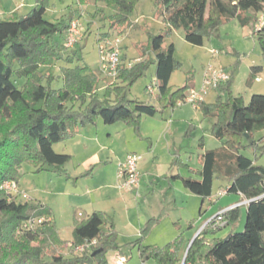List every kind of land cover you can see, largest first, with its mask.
<instances>
[{
	"label": "trees",
	"instance_id": "obj_1",
	"mask_svg": "<svg viewBox=\"0 0 264 264\" xmlns=\"http://www.w3.org/2000/svg\"><path fill=\"white\" fill-rule=\"evenodd\" d=\"M139 1L93 0L114 10L101 40L113 36L112 32L120 35L123 29L133 25L131 15ZM154 1L162 8L165 30L149 33L142 56L131 66L132 61L126 59L122 50L117 79L106 83L102 94L98 91L103 73L88 65L61 67L63 85H53L56 77L51 66L54 61L64 60L68 50L55 36H65L72 15L51 22L45 17L51 0H35L27 14L15 13L0 20V264H110L108 253L120 250L121 246L118 231L104 212L94 211L86 219L76 220L74 241L68 242L60 237L49 206L19 201L6 194L2 184L6 180L18 181L25 162L42 163L53 169L65 167L72 155L57 152L54 144L74 138L81 127L97 124L100 118L106 124L122 121L141 135L143 115L155 116L175 108L192 87L189 83L176 89L170 86L173 73L181 65L175 57L174 43L166 44L170 32L182 28L188 42L203 45L206 36L216 34L221 25L233 19L254 29L264 9V0ZM253 34L257 35L264 56V27ZM75 55L74 51L66 62H74ZM152 63L156 65L159 106L128 95ZM42 66H48V70L43 72ZM252 69L254 77L258 67ZM233 79L231 72L230 80L219 87L217 99L201 103L203 116L214 120L211 134L222 145L204 150L202 137L198 144L203 150L202 167L191 168L200 179L189 177L184 183L205 200L212 196L217 179L226 180L227 192L241 194L249 200L243 204L244 230L237 231L244 209L239 205L226 212V227H230V232L225 237L212 236L218 230L206 227L188 251L184 250V232L164 246L143 245L144 237L160 220V217L152 218L134 242L140 246L144 262L154 259L157 264H182L185 257L183 264H264V165L241 153L246 143L264 151V145L259 146L260 140L256 139L258 132H264V94L254 93L247 102L243 96L233 94ZM261 141L264 142V136ZM180 163L178 157L173 160L174 165ZM93 170L94 165L86 173ZM39 218L43 221L35 228H25V223ZM89 244L90 248L75 252L76 247Z\"/></svg>",
	"mask_w": 264,
	"mask_h": 264
},
{
	"label": "rangeland",
	"instance_id": "obj_2",
	"mask_svg": "<svg viewBox=\"0 0 264 264\" xmlns=\"http://www.w3.org/2000/svg\"><path fill=\"white\" fill-rule=\"evenodd\" d=\"M86 1V4H82L80 0H51L45 14L46 19L51 22H57L63 18L69 19L70 15L74 18L79 17L83 33L81 41L72 49L65 51L64 60H57L52 64L51 69L56 77L53 83L54 87L63 85V80L60 76L61 67L88 65L95 71L100 70L99 42L101 41L102 33L109 28V16L114 10L103 2L95 4L93 0ZM34 4L35 0H0V20L8 19L15 13L23 16L32 9ZM131 21L133 25L123 29V33L119 36L122 39L123 50L125 49L124 51L127 55L126 59L134 62L142 56V47L145 46L146 48L149 33L158 34L164 31L166 24L162 8L154 0H140L137 2L131 15ZM112 33L114 36L117 35L116 32ZM55 39L64 44L65 36L64 39L63 37L55 36ZM170 43H174L175 57L181 63L171 77L170 86L172 89L182 87L186 83L199 88L202 84L204 69L209 64H213L218 67H225L233 73L232 92L234 95L243 96L249 102L254 93L264 94V56L257 35L253 34L252 26L244 27L237 19H233L221 25L216 34L206 36L203 45H195L188 42L185 39L184 30L176 28L170 32L166 40V44ZM213 50H218L219 52L215 57L213 56ZM74 51L76 53L74 62L67 63V58L73 56ZM254 66H263L259 73L255 74L256 77L263 80L254 84L255 89L260 92H253L251 88V83L255 80V75L253 77L252 71ZM41 69L45 72L48 70V66H42ZM102 77L103 81L98 91L100 94L104 92L106 83H113L117 79L108 78L103 74ZM155 77L156 65L152 63L146 69L145 74L133 84L128 92L129 97L159 106V100L147 92V86ZM21 81L24 82V80ZM217 92L219 91H212L206 96L205 101H215L218 97L216 96ZM222 97L226 98L224 95ZM75 106L77 108L79 104L76 103ZM143 119L145 131L151 137H139L132 128L125 125L122 121L106 124L103 119H99L98 125L93 124L89 127L96 134V140L83 142V144H88L87 147L79 143V138L75 140L71 138L55 143L54 149L59 153L71 155L75 153V158L73 159L72 156L73 160L71 159L65 166L71 172L75 169V166L79 167L80 170H85L99 163L98 158L94 159L95 155L102 157L104 160L109 158L113 163L110 169L112 170L113 168L114 170V168L118 167V170H120V165L126 160L127 155L136 153L142 155L144 160L149 159V157L153 158L154 164L161 172L159 175H163L168 170H171V174L177 170L175 167L171 169L172 158L176 153H179L184 162L188 163L190 167L195 170L200 169L202 166V151L197 146L202 140V136L204 137L203 141L207 150L218 149L222 145L221 141L211 134L212 125L209 123L210 120L200 121V112L197 108H193L191 104H184L174 110L168 108L163 114L159 113L155 116L143 115ZM211 120L213 121L212 118ZM191 123L194 124V128L192 127L189 130ZM97 130L98 134L96 133ZM263 136L264 132L256 134V139L260 140L258 141L259 146L264 145V142L261 141ZM148 150L151 152H148ZM241 153L252 158L257 164L264 165L263 150H256L246 143L241 149ZM65 167L53 169L42 163L25 162L20 169L21 175L17 182H19L21 190L29 194L28 203L30 205L45 204L49 207L53 205L52 207H54V212H56L58 218L56 225L58 231L60 229V237L68 242H73L74 228L71 229L69 227V219L74 217V205L79 200V196L74 194L76 178L68 179L67 174L62 171L65 170ZM164 177L165 175L160 180H164ZM146 179L148 178L146 177ZM224 182L226 183V180L217 179L215 181V190ZM121 183L122 180L120 179L119 184ZM14 196L19 201L23 200L19 195ZM245 201H242V203H245ZM205 206H208V202H205ZM243 206V218L237 231H243L245 227L246 209L245 205ZM176 211L173 210L171 215L180 214ZM187 214H191V209H188ZM84 217L83 219L87 218V216ZM226 219L228 220L227 215ZM207 222L208 220L204 223ZM171 226L172 222L166 219L161 227L157 231L150 233L149 236L156 239L157 234L161 232L163 234L164 232V235L158 236V238L162 237L158 240L162 245L175 237L171 236L169 238L166 233V231H173ZM210 227H208V230H212ZM224 227L226 225L215 230H220ZM226 228L225 236L229 233ZM208 242H210L209 238L207 239ZM125 252L127 256L130 255L129 249ZM65 253L69 254L68 248L65 249ZM136 253H138L137 250ZM148 261H150V264H157L154 259H149Z\"/></svg>",
	"mask_w": 264,
	"mask_h": 264
},
{
	"label": "crops",
	"instance_id": "obj_3",
	"mask_svg": "<svg viewBox=\"0 0 264 264\" xmlns=\"http://www.w3.org/2000/svg\"><path fill=\"white\" fill-rule=\"evenodd\" d=\"M124 55L125 57L127 56L125 51ZM256 67H258L256 73L257 75L263 66ZM256 75L255 80L251 83V88L253 89V92H260L258 89H255L254 84L260 83L263 80H257L259 77H256ZM218 95L219 92H217L216 96ZM176 107H179V105ZM175 108L171 109L174 110ZM198 111L200 112V121L204 122L209 119V123L211 125L213 124L214 120L212 121L211 118H205L199 108ZM124 124L127 125L126 123ZM96 125H98V122ZM127 126L132 128L129 125ZM89 127L90 125L82 127L76 137L72 140L79 138V143L87 147L88 144H83V142L96 140V134L90 130L91 128ZM192 127L194 128V124L191 123L189 129ZM96 133L98 134V130ZM138 136L141 138L149 136L145 131L143 118L141 135ZM149 150L148 152H151ZM204 150L207 149L204 147ZM201 151L203 153V150ZM72 156L74 159L75 153H73ZM176 157L180 158V165L173 164V160ZM94 159H97L100 162L94 165V170L90 174L86 173L89 171V168L80 170V168L76 166L72 172L69 171L67 167H65V170H62L67 174L66 176L68 179L76 178L74 194H78L79 196V200L74 205V217L69 219V227L73 229L76 220H82L84 216L88 217L94 211L104 212L110 221V225L118 231V242L121 246L120 250L108 253V261L110 264H115V258L117 255H121L126 258L124 264H150V261L144 262L141 259L140 246L134 242L141 237L142 228L152 218L160 217V220L153 225L149 234L157 231V229L161 227L162 223L166 219H169L172 222L171 228L173 231H166V233L169 238H171V236L175 237L161 245L158 240L162 237L158 238V236L164 235V232L163 234L162 232L157 234L156 239H153L148 234L141 242L143 245L164 246L173 241L180 233L184 232L186 236L185 250L188 249L192 239H194L197 233L206 224L204 223L205 221L209 220L217 212L227 209L233 205H239L242 201L246 200L241 194L236 193L227 192L224 195H220V191L229 187L227 182L221 183L222 185H219L217 190L213 188L212 196L206 198L205 200L202 196L191 192L186 188L184 179L189 177L200 179V177L191 172L192 167H190L188 163L184 162L179 153H176L173 156L171 166V169L175 167L177 170H175L172 174L171 170L164 173V180H160V178L163 179V175H159L161 172L154 164V159L149 157V159L144 160L142 157L139 162V172L141 176L140 184L137 189L132 191L124 189L121 184H119L120 178L118 167L114 168V170L112 168L113 171L110 169L113 165L112 160L110 161L109 158L104 160L98 155H95ZM146 177L148 179H146ZM205 202H208V206H205ZM52 206H50V208L54 212L55 209ZM188 209H191V214L189 215L187 214ZM173 210H177L180 214L174 216L171 215ZM54 214V220L57 223V214L56 212H54ZM225 228L226 227L218 230L212 236L224 237L226 234ZM226 229L230 232V227H227ZM60 233L59 229V234ZM125 249H129V256L126 255ZM136 250L138 253H136Z\"/></svg>",
	"mask_w": 264,
	"mask_h": 264
},
{
	"label": "built area",
	"instance_id": "obj_4",
	"mask_svg": "<svg viewBox=\"0 0 264 264\" xmlns=\"http://www.w3.org/2000/svg\"><path fill=\"white\" fill-rule=\"evenodd\" d=\"M264 27V9L259 13L258 20L254 26L253 32H259ZM82 27L79 17L73 18L69 24V28L65 33L64 46L66 49H71L75 47L82 39ZM122 39L119 35H113L107 37L99 42V52H100V61L99 67L100 71L104 76L115 79L119 74V67L122 60ZM218 50H213V56L218 55ZM133 63V62H132ZM129 64V66L132 65ZM202 84L199 88L195 86L190 87L184 97L180 99L177 105L182 106L184 104H191L194 108H200L201 103L205 102L206 96L212 91H217L219 87L227 83L231 78V72L225 67H218L213 64H209L203 73ZM260 80V78H257ZM159 91L158 79L157 77L153 78L151 83L147 86V92L152 96L156 97ZM142 159V155L136 153H130L127 155L126 160L121 163L119 170V178L122 180L121 186L129 191L137 189L140 184V172H139V162ZM1 188L9 196H21L23 201H28L30 199L29 194L21 190L19 182L15 180H6L2 184ZM227 193V190L224 189L220 191V195ZM249 200L246 199L245 203L247 204ZM239 205H233L227 209L221 210L216 216H212L208 222L201 228L198 235L203 231L204 228H210L213 230L227 225L228 220L226 219L225 213ZM43 221V218L32 219L25 223V228H35L38 224ZM95 241H93L94 243ZM90 248L89 245H81L75 248L76 253L82 252L84 249ZM126 258L121 255H117L115 258V264H124Z\"/></svg>",
	"mask_w": 264,
	"mask_h": 264
},
{
	"label": "water",
	"instance_id": "obj_5",
	"mask_svg": "<svg viewBox=\"0 0 264 264\" xmlns=\"http://www.w3.org/2000/svg\"><path fill=\"white\" fill-rule=\"evenodd\" d=\"M199 233V232H198ZM198 233H197V235L194 237V239H192V241H191V243H190V245H189V247H188V249H187V251L189 250V248L191 247V245H192V243L195 241V239L197 238V236H198ZM185 259V258H184Z\"/></svg>",
	"mask_w": 264,
	"mask_h": 264
}]
</instances>
